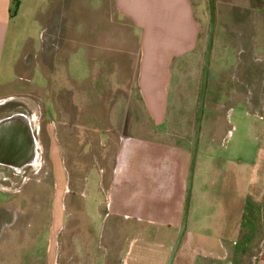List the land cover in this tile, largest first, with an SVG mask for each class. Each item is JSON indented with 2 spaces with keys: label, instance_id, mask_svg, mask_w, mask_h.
Returning <instances> with one entry per match:
<instances>
[{
  "label": "rangeland",
  "instance_id": "1",
  "mask_svg": "<svg viewBox=\"0 0 264 264\" xmlns=\"http://www.w3.org/2000/svg\"><path fill=\"white\" fill-rule=\"evenodd\" d=\"M48 1L19 0L18 11L15 4L16 27H11L0 66V82L5 84L0 92L14 93L11 98L0 100V120L18 113L33 118L39 156L37 168L28 167L21 174L0 167V264H91L90 259L96 256L111 258L116 264L117 253L126 243L125 236L129 243L132 237L138 238L141 234H123V241L120 245L114 243L112 253L104 227L113 223L161 224L164 228L161 234L146 235L152 240L173 244L182 222L209 23L208 0H192L196 8L199 5L201 8L198 53L173 66L176 70L171 73L163 119L153 121L142 105L130 106L132 116L134 112L140 114L139 121H128L130 128L137 129L130 134L137 139L133 146L140 149V167L134 170L137 179L129 174L124 181L118 178L122 166L113 170L118 161L114 153L119 137L107 133L106 122H100L97 134L72 128L68 129L70 135L64 137L60 132L61 120L72 123L73 114L67 115L61 109L72 106L56 103L52 109L49 101L43 99L41 72L36 71V65L28 73L22 68L30 58L26 48H37L41 43L42 12ZM214 1L217 25H214L187 217L189 229L194 220L203 221L205 194L209 195L211 182L216 179L209 165V149L215 147L225 158H231V162L240 161L242 158L236 154L244 151L245 163L253 145L251 125L264 121V0ZM245 16L257 21L250 26L251 32H255L254 38L242 43L250 51L249 57L236 54L238 47L234 44V20ZM237 27L245 29L246 25L237 24ZM65 28L69 31L73 27L66 25ZM78 28L83 35L95 32L88 22ZM99 28L101 35H109L103 21H99ZM69 43L67 49H72L73 42ZM89 48L88 41L80 50L89 52ZM251 93L255 101L261 100L259 109L244 103L245 98L248 103ZM141 117L144 118L141 120ZM50 120L54 125L51 130ZM48 130H53L52 136ZM87 136L95 140L93 145ZM54 140L58 144L57 152L51 158L50 144ZM233 176L229 170L224 178L227 198L223 235L231 242L224 255L225 263L242 264L258 255L264 245V218L261 221L257 215L250 217V204L242 200ZM238 223H241V232L236 231Z\"/></svg>",
  "mask_w": 264,
  "mask_h": 264
},
{
  "label": "crops",
  "instance_id": "2",
  "mask_svg": "<svg viewBox=\"0 0 264 264\" xmlns=\"http://www.w3.org/2000/svg\"><path fill=\"white\" fill-rule=\"evenodd\" d=\"M94 3L89 0H49L42 12L41 43L37 48L27 46L26 55L30 58L22 68L28 73L36 65V71L41 72L43 99L49 101L52 109L56 103L58 106H72L61 109L67 115L73 114L72 123H67L64 118L61 120L60 132L64 137L70 135L68 129L72 128L87 130L90 135L97 134L100 122L105 121L106 131L111 137L123 138L116 140L114 154L118 161L114 163L113 170L122 166L118 177L121 181L128 179L129 174L137 179L134 170L140 167V149L133 146L137 139L130 134L137 129L130 128L128 121H139L140 114L134 112L135 116H132L130 106L142 105L153 121L163 119V105L167 102L171 73L176 70L173 66L185 58H194L198 53L201 8L200 5L196 8L192 0H102L99 2L101 4ZM15 4L18 11L21 5L19 0H0V66L11 27H16ZM99 21L106 24L105 32L109 35L100 34ZM86 22L95 28V32L89 36L83 35L78 28ZM234 22V44L238 47L234 46L237 48L235 52L249 57L250 51L242 43L254 38L255 32H251L250 26L257 21L245 16L238 17ZM237 24L246 27L240 29ZM66 25L73 28L66 31ZM88 41L89 52L86 50L82 53L80 48ZM69 42H73L72 49H67ZM3 85L0 82V89ZM13 94L0 92V100L11 98ZM254 99L251 93L248 103L246 98L243 101L259 109L257 105L261 100ZM53 127L50 120L49 130ZM250 131L253 145L248 150L249 160L245 163L242 157L245 156L244 151L236 154L242 158L240 161L231 162V158H225L215 147L209 149V165L216 179L211 182L209 195L205 194L206 214L203 221L194 220L192 228L186 226L171 264H229L225 263L224 250L231 242L228 243L223 235V211L227 198L224 178L229 170L233 171V183L240 190L242 200L250 204V217L258 216L261 221L264 218V121L251 125ZM52 132H48L49 136H52ZM87 137V141L93 145L95 140ZM57 145L55 140L50 144L51 158L57 152ZM146 215L147 210L144 217ZM150 223L135 224L137 226L113 223L104 227L112 253L114 243L120 245L123 234H141L138 238L132 237L129 243L128 239L126 241L128 236H125L126 243L117 253L116 264L167 263L174 243L152 240L147 236L148 233L161 234L164 229L161 224L151 226ZM238 225L236 231L241 232V223ZM90 260L91 264H115L107 257L96 256ZM242 264H264V245L258 255L250 261L244 260Z\"/></svg>",
  "mask_w": 264,
  "mask_h": 264
},
{
  "label": "water",
  "instance_id": "3",
  "mask_svg": "<svg viewBox=\"0 0 264 264\" xmlns=\"http://www.w3.org/2000/svg\"><path fill=\"white\" fill-rule=\"evenodd\" d=\"M208 12L209 23L206 37L203 70L200 81V91L194 126V136L191 148L182 222L166 264L172 263L187 226V217L193 184L195 161L198 149L215 25L214 0H208ZM33 120V118H29L24 114H14L0 120V164L8 165L15 170H20L25 166L30 165L31 160L34 157L36 148L34 141L35 134L33 132L32 123Z\"/></svg>",
  "mask_w": 264,
  "mask_h": 264
},
{
  "label": "flooded vegetation",
  "instance_id": "4",
  "mask_svg": "<svg viewBox=\"0 0 264 264\" xmlns=\"http://www.w3.org/2000/svg\"><path fill=\"white\" fill-rule=\"evenodd\" d=\"M18 114H20V113H18ZM26 116V115H25ZM37 157H38V159H37V162L36 163H34V164H32V165H27V166H25L24 168H22V169H20V172L19 173H17V171L15 170V169H13L12 167H10V166H8V165H2V164H0V167H3V168H7V169H9L10 171H13L14 173H16V174H21V172H23L24 173V170L26 169V168H28V167H36L37 168V166L39 165V156H38V145H37Z\"/></svg>",
  "mask_w": 264,
  "mask_h": 264
},
{
  "label": "bare ground",
  "instance_id": "5",
  "mask_svg": "<svg viewBox=\"0 0 264 264\" xmlns=\"http://www.w3.org/2000/svg\"><path fill=\"white\" fill-rule=\"evenodd\" d=\"M27 102V101H26ZM29 102V101H28ZM24 103V102H23ZM33 104V103H32ZM34 107V106H33ZM35 108V107H34ZM25 119H27V118H25ZM27 121V120H26ZM34 141H35V137H34ZM35 145H36V148H35V152H34V157H33V159L31 160V163H30V165H32V164H34V163H36L37 162V159H38V157H37V142L35 141ZM2 165H4V164H2ZM17 171V173H19L20 172V170H16Z\"/></svg>",
  "mask_w": 264,
  "mask_h": 264
}]
</instances>
